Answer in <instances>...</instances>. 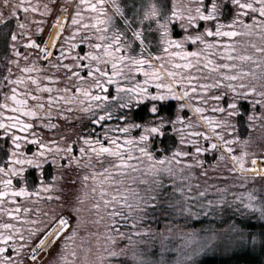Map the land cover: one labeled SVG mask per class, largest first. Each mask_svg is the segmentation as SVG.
<instances>
[{
    "label": "trees",
    "instance_id": "trees-1",
    "mask_svg": "<svg viewBox=\"0 0 264 264\" xmlns=\"http://www.w3.org/2000/svg\"><path fill=\"white\" fill-rule=\"evenodd\" d=\"M241 2H252L256 8L259 7L258 0H241ZM238 10L237 7L231 5L230 0H221V15L218 19L221 24L225 25L221 31L235 30L238 35L235 37L205 35L203 39L211 44V47L208 48H205L203 43L193 42L192 51L201 53L199 57H191L193 67L190 69L174 67L175 69L172 71L178 73L177 78L185 82L176 85L173 77L170 76L176 89L184 94V98L179 100L181 98L177 94L179 92L172 89L176 93L175 99H169L159 108L158 117L167 116L168 118L165 120L175 121V123L164 125L162 131L166 130V133L163 136L153 135L146 143L134 142L135 148L130 154L136 159L128 162L136 167V171L129 170L124 174L125 182L123 185H106L110 192L115 189L129 188L133 191L139 189L141 195L149 194V190L152 194L155 188H173L169 186V173L162 172L160 177L150 175L151 170L148 165L152 164L153 161L136 149L147 148L156 160H159L161 156H167L171 159L175 149L188 153L186 156L177 155L170 165L162 166L170 167L175 173L174 176L170 177L171 181H174V186L184 188L186 195H192V197L197 195L195 191L205 193L202 199L198 198L194 201L196 204H204L207 200L216 201L221 196L224 197L225 201L223 205L214 204L211 209L195 210L196 214L205 213L212 216L207 220L203 217L192 222L193 226L202 227L198 231L195 245L199 244L198 247L204 249L198 251V254L204 253V255L198 257L196 264H264V219L261 218L259 212L247 211L241 207L239 202L235 201V196L245 192H252L254 195L264 198V177L245 173L248 171L253 158L264 156V25L257 28L255 22L251 20L253 15L257 17V20H264V17H261L256 11L245 10L248 12V16H241V20L252 26L246 28L244 23L240 21L232 25L231 20ZM199 22V28L193 29V35L201 30L202 25ZM209 27L215 32L214 24L209 23ZM174 36H178V34ZM217 40L226 43L217 45L215 43ZM225 48L232 50L225 51ZM228 57L232 58L228 59ZM241 57L248 58L240 59ZM172 60L170 64H172ZM209 60H211V65L205 67ZM183 64L184 61L180 65ZM225 64H232L234 67L225 68L223 67ZM215 65H221V67L215 68ZM66 72L67 75L63 78L60 77L59 81L44 80L42 83L49 84L53 88V92L50 94L54 97L63 96L66 99H72L76 87L88 88L93 83L92 79L87 77L85 70L80 72V75L85 77L84 81H80L72 77V73ZM221 73L224 75L222 76ZM55 74L60 73L55 72ZM230 76H236L237 79H228ZM189 77L193 78L191 83H187ZM219 80H222L223 83L211 87ZM228 84L236 87L235 93L227 87ZM241 84L245 86L239 87ZM203 85L209 86L207 91L201 90ZM66 87L70 88L71 92L65 93L63 89ZM249 87H254L255 92H248ZM189 89H195V91H189ZM185 92L188 94L185 95ZM33 94L36 95L37 93L34 92ZM39 94L49 95L46 91ZM77 95L83 99L82 94ZM197 96L200 99H197ZM215 97H219V99L217 100ZM233 102L236 107L230 108L229 104ZM34 103L35 101H29L30 106ZM180 104H184L186 107L180 108ZM84 106L78 102L75 104L60 102L58 107L52 106V115L46 116L43 115L49 107L46 104L45 109L41 110L39 118L24 117L26 122L36 123V127L27 133L20 129L13 130L21 136L28 135L29 137L28 143L18 141L22 144L21 152L28 151L31 153L38 148L37 144L30 143L33 133L36 134L41 143L47 144L48 148L51 149L48 157L44 158L46 163L42 165L44 173L42 179L45 185L50 183L53 188L49 190L51 196L30 193L29 184L34 185L41 182V169L34 165H27L25 166V173L31 180L29 183V180L26 179L29 194L21 196L17 193L12 198H0L3 199V204L7 206L6 210L19 209L18 215L24 217L23 220H20L17 217H8L7 211L0 212V225L12 223L20 228L19 232H15L0 227V233L12 235L16 239V241L9 240L4 243L0 241V247H5V252L0 253V261L10 258L6 264H28L26 258L30 246L38 240L37 236L42 234L43 226L50 223L53 215L67 216L70 228L76 229V235L72 238V243L69 244L68 248L76 247L83 250L94 247L96 248L95 253L99 255L102 249L108 246L104 244L106 238L115 235V227L110 223L112 218L108 215L112 211L111 207L105 208L103 202L94 194H89L87 198H84L85 193H89L92 187L99 188V185L89 179L85 186L83 177L85 175L91 176L94 172L99 174L101 168H109V165L117 162L116 158L106 156L102 163L101 159L94 153H89L88 146H85L80 139V137L89 135L94 139L104 140L101 135L102 127L94 124L95 116H90L82 111ZM197 107L204 109V111H197ZM221 108L223 111H220ZM5 111L8 112L9 116L18 115L11 110ZM60 112H63L64 115H58ZM124 114L123 110H119V112L113 113L111 121H105V123L114 126L109 135L138 137L140 131L136 129H131L127 133L115 131V127H123V123L115 117ZM128 115L137 121L141 118L143 120L156 119L149 115L147 108L144 107H141L139 112L129 110ZM178 116L184 119L180 121L177 119ZM205 117L209 119H205ZM1 119L6 118L2 117ZM39 120H42L43 124H52L56 127L45 128L39 124ZM127 122L131 123L132 120ZM157 122H159L158 119ZM212 124H216L217 127L213 128ZM205 133L207 137H205ZM6 138L9 150L14 148L11 142V134ZM189 140L194 141V143H187ZM49 141H54L55 145L59 146L60 151L57 152ZM225 141L228 143L225 144ZM69 144L73 146L70 153L65 151ZM210 144H215L216 147L209 148ZM81 147H85V153L79 151ZM198 147L206 149V151L197 153L195 149ZM228 148H231L232 151L229 152ZM242 153L245 154L243 168L238 160L233 159L234 156H240ZM124 154L127 156L129 153L125 152ZM52 158H55V164L52 163ZM89 161H91L90 164ZM15 166L20 167V165ZM158 167L161 166L158 165ZM250 171L257 174L264 173V158H255V164L252 162ZM109 172L117 181L122 179L121 174L114 172L111 168H109ZM52 176H56V180L53 181ZM128 178L133 179L134 183H128ZM157 179L163 181L162 186H157ZM143 181H147V183H143ZM189 189L190 191H188ZM214 194L217 195L214 196ZM97 202L101 203L99 209L92 207ZM129 202L132 203V201ZM24 208H27L28 212H24ZM116 210L125 216L128 215L126 209H121L119 206ZM182 213L176 210L175 214L178 216ZM228 218L236 220L235 235L229 238L220 236V239L224 238L220 243L222 245L214 244L216 237L212 231L215 233L221 222ZM115 219L120 231L132 233L139 232L140 228L147 222L145 218L141 222L139 217L134 215L131 219L136 220L137 227L133 229L119 216ZM182 223H185V220ZM70 235L68 229L63 237ZM21 236L26 239L25 243L23 242L25 244L23 250H19L22 244ZM59 243L64 244L65 240L60 239ZM63 244L59 246L58 253L66 251L62 247Z\"/></svg>",
    "mask_w": 264,
    "mask_h": 264
},
{
    "label": "snow or ice",
    "instance_id": "snow-or-ice-1",
    "mask_svg": "<svg viewBox=\"0 0 264 264\" xmlns=\"http://www.w3.org/2000/svg\"><path fill=\"white\" fill-rule=\"evenodd\" d=\"M2 3L6 9H8V15L4 14V11L0 10V23L9 21L10 17L18 16L20 10L25 12L32 10L35 12L37 9L34 8L31 4H28L25 7L24 3L13 4L9 6V0H2ZM231 5L237 7L239 10L235 12L231 24L235 25L237 21L244 23L246 28H250L252 25L241 20V16L247 17L248 12L245 10H252L259 13L261 17H264V0H258L259 7L256 8L252 2H241V0H230ZM47 8V5H45ZM81 8H84L88 11V16L86 17L84 12L80 11ZM132 15L127 16L125 14V5L120 3L119 0H111V9L109 11L108 0H78L76 4V11L72 13V25L74 27L75 33H81L86 31L88 34L82 36L80 43L87 44L88 51L84 52L83 59L87 60V64H77L76 67L85 70L87 72V77L91 78L93 83L90 87H76L75 92L73 93L72 99H66L63 96L54 97L50 93L53 92V88L49 84H41L40 80L36 76H18L14 83L16 85H24L25 91L20 93L17 89L12 88L9 92L4 94L3 102H0V108L4 110H11L18 115L9 116L7 111L0 112V116L5 117L6 119H0V135L7 137L11 134L12 144L14 148L10 149L6 154V163L7 168L3 163H0V172L5 173L8 176V179L0 180V184L4 186V190L0 191V198L14 197L17 193L24 196L28 195L27 182L23 176L26 171L25 166L34 165L36 168H40L41 182L38 185L40 189L49 191L53 188L52 184L45 185L43 183V169L42 165L46 163L45 157H48L51 149L48 148V145L41 143L37 138L36 134H32V140L30 143L38 145V148L29 153L28 151L21 152L22 144L18 141H23L25 143L29 142L28 135L21 136L18 133H15L14 129H20L22 132H29L30 129L36 127V123L26 122L24 117H33L39 118L41 116V110L45 109L47 104L48 110L43 113V115L51 116L52 115V106L58 107L60 102L64 103H79L85 105L82 108L83 112L88 113L90 116H95L94 124L102 127L103 131L101 135L104 137V140L100 138H93L92 136L86 135L80 137L85 146H88L89 153H94L97 157L101 159L103 163V158L114 157L116 158V164L109 165L114 172L120 173L122 179L117 181L112 177L109 172V168H101L100 173L96 174L95 172L91 175H85L83 180L86 182L91 179L99 185V188L92 187L89 190V193L84 194V198H87L89 194H94L98 196L99 200L103 202L105 208L111 207L112 211L108 215L112 218L110 223L115 227V235L123 239L127 236L129 241L128 245H125V248L119 249L116 246V240L110 235L104 241L105 245L96 261V264H105V260L109 261L111 264L112 261H117L123 259L125 264H193V257L196 253L191 255H181L182 248L177 247L174 250L175 258L166 259L168 255L167 249L164 245L160 248L159 260L157 261L155 257L148 259L142 252L137 253L132 251L130 254L128 248L133 245V236L141 235V232L125 233L119 230L118 222L115 217L119 216L123 221H125L130 227L135 229L137 227V222L131 217L138 216L139 220L142 222L144 220V213L149 208H158L160 207V201L158 196L151 194L141 195L139 189L135 191L129 188H123V190L115 189L109 191V188L106 185L120 184L123 185L125 182L124 174L129 170L132 172L136 171V167L132 164H129L128 161L136 159L130 153L135 148V143H146L149 141V138L153 135L163 136L164 132L162 128L167 123H175V121L165 120L163 117H158L160 102L165 101L169 96H175L176 93L172 90L173 83H160L159 81L163 77V72L159 68L153 66V59L149 58L146 55L147 49L153 45V40L149 39V36H153L155 44L158 46L159 51L167 54L169 57H181L185 59L183 65L174 64V67L180 68H192L193 63L190 57H199V51H186L184 49L185 42H199L203 43L205 48L211 47V44L204 40L205 35L217 37L227 36L235 37L238 33L235 30L222 32L221 29L225 25L220 23L218 17L221 15V4L218 3V0H198V2L193 3L192 0H140L139 3L136 0H133L131 5ZM194 10V14H193ZM61 11H66V9L61 6ZM117 18L123 20V29L116 26ZM67 19V16H65ZM251 20L255 22V27L259 28L264 25V20H257V17L253 15ZM81 21H84L81 24ZM198 21L207 22L214 24L215 32L211 27L205 26L202 32H197V34H189L193 30V25H196ZM54 24H59L60 28L52 36V46L55 47L56 43L60 37L61 32L64 30L63 22L60 20V17H56ZM138 25V26H137ZM20 28H23V24L18 25ZM174 27L178 28L183 35L174 36L173 30ZM40 31V29H37ZM23 35L28 36L29 33L24 32ZM18 37V33L13 31L11 32V39L15 41ZM73 39L75 37H72ZM94 41V42H93ZM217 45H221L223 42L221 40L215 41ZM27 45H32L37 48L40 47L34 39H28L26 41ZM15 50V45H12ZM177 49V51H171L172 48ZM138 49V50H137ZM225 51H231L232 49H224ZM42 51L49 52V48L45 46ZM69 51V49H65ZM16 55L20 56L21 53L16 51ZM232 57H228L231 59ZM248 57H241L240 59H247ZM27 59V57H25ZM77 60L80 59L79 56L76 57ZM154 59L161 61V64H164V60L161 55L157 54L154 56ZM11 63V62H9ZM145 65L151 67V73L145 69ZM211 65V60L208 61V64L205 67ZM66 69H71L74 67L72 64L64 65ZM215 68L221 67V65H215ZM225 68H232L234 65L225 64ZM11 68H9V72ZM22 71L28 73L30 71H39L34 67L25 66ZM142 73L145 76V79L142 81H136V75ZM168 75L173 77V81L176 85H181L185 81L177 78L178 73L169 71ZM223 76L224 73H221ZM72 77L77 78L80 81H84L85 77L80 75L79 72H72ZM48 81H59V76H46ZM192 77H189L187 83H191ZM228 79L235 80L236 76H230ZM133 81H136L134 84ZM31 82L36 87L35 89H29L28 83ZM155 84L157 91H150L148 88L149 84ZM223 83L222 80L216 81V84L211 85V87H216L217 84ZM115 86L114 94L110 90L111 86ZM245 85L241 84L239 87L243 88ZM2 87V86H0ZM208 85H203L201 90L207 91ZM234 93L236 92V87L232 84L227 85ZM160 89H167V91H160ZM49 93V95H40L39 93L43 92ZM59 91V90H57ZM65 93L71 92L70 88H64ZM189 91H195V89H189ZM37 93L34 95L33 93ZM248 92H255L254 87H249ZM82 94L83 99L79 95ZM188 93L185 92V95ZM200 99L199 96L196 97ZM11 100L13 103H9L8 100ZM219 99V97H215ZM35 101L31 106L29 101ZM55 102V103H54ZM135 106V107H134ZM147 108L148 114L156 118L153 120H133L130 115H128L129 110L134 112H139L140 108ZM180 108L186 107L184 104L179 105ZM230 108H235L236 104L230 103ZM117 110H123L124 115H117L115 118L123 123V127H115V131L120 133H127L131 129H136L140 131L138 137H115L110 136L109 133L113 130V125L105 123V121H111L113 119V113ZM197 111L203 112L204 109L197 107ZM71 111V109H69ZM220 111H223L221 108ZM234 114V113H231ZM58 115L63 116L64 113L60 112ZM251 119V117H249ZM157 119L159 122H157ZM178 120L182 121L184 118L178 116ZM205 119H209L205 117ZM132 120L131 123L127 121ZM39 124H42L45 128H53L56 125L52 124H43L42 120H39ZM212 127H217L216 124H212ZM175 131V129H173ZM207 137V134H204ZM219 135V133H217ZM63 139V137H61ZM107 141L106 143L104 141ZM135 142V143H134ZM183 142V141H182ZM56 148V151L59 152V146L55 145L54 141H49ZM191 144L194 141H187ZM228 141H225L227 144ZM72 144L67 146L65 149L66 152L70 153L72 151ZM215 144H210L209 148H215ZM138 150L142 155L147 157L149 160L153 161L152 164L148 165V168L151 170L150 175L155 177H160L162 172L169 173V186L173 187L174 194L179 195V199L175 201L171 207L177 211L183 213H188L190 215L196 214L195 210L200 209L203 211L205 208L211 209L214 204L223 205L224 197L221 196L218 200H207L204 204H195L196 199H202L205 195L203 192H198L195 197L184 195V188H177L174 186V181H171L170 177L174 176L175 173L172 172L170 167H162L165 164H171L175 160L177 155L186 156L188 153L181 152L179 149L173 151L171 159L167 156H161L159 160H156L151 152L145 147H140ZM81 153H85V147L79 149ZM197 153L201 151H206V149L196 148ZM228 151L231 152L232 149L228 148ZM125 152L129 154L125 156ZM244 153L240 156H234L233 159L240 162L241 167L244 166ZM52 163L55 164V158H52ZM77 163L79 161L77 160ZM91 161H89V164ZM139 163V161H138ZM255 164V159L253 160ZM15 165H20L16 167ZM161 166V167H158ZM235 170V169H233ZM19 176L22 183L19 188L13 187L12 176ZM103 177L102 179L100 177ZM52 180H56V176H52ZM128 183H134V180L131 178L127 179ZM147 183V181H143ZM157 186H162L163 181L160 179L156 180ZM190 191V189L188 190ZM39 195V192L36 193ZM52 199V197H49ZM245 200L247 201L245 203ZM129 201H132L130 203ZM235 201L239 202L241 207L252 213L259 212L262 219H264V198L254 195L252 192H245L241 195L235 196ZM0 203H3V199H0ZM121 209H126L128 215H123L122 212L117 211V207ZM93 208L99 209L101 203L97 202L92 205ZM0 211H7L8 217H17V219L23 220L24 217L18 215L19 209L15 210H6L0 208ZM24 212H28L27 208L23 209ZM35 223V222H33ZM4 229H11L15 232H19L20 228L12 223H4L0 225ZM66 229H69L71 235L67 237H62V233ZM142 233L147 234L149 229H142ZM76 235V229L70 228L69 220L64 215H53L51 217L50 223L44 225L42 229V234L37 236L39 244L32 248L33 260L36 259L35 253L38 251L44 250L50 244L55 243L58 238L64 239L65 243L62 247L68 248L69 244L72 243V238ZM15 237L12 235H4L0 233V241L7 242L13 240ZM23 239V237H20ZM167 239V238H165ZM255 239V238H253ZM184 245V241L181 242ZM187 247L188 245H184ZM204 249L201 248L200 251ZM5 252V247H0V253ZM15 255V252L13 253ZM77 253L75 251H70L61 257V264H70L68 257H75ZM10 258H6L5 261H0V264H6Z\"/></svg>",
    "mask_w": 264,
    "mask_h": 264
},
{
    "label": "flooded vegetation",
    "instance_id": "flooded-vegetation-1",
    "mask_svg": "<svg viewBox=\"0 0 264 264\" xmlns=\"http://www.w3.org/2000/svg\"><path fill=\"white\" fill-rule=\"evenodd\" d=\"M92 2H95V0H92ZM193 3L198 2V0H192ZM24 3L25 7H27L28 4H31L34 8L37 10L33 12L32 10H29L27 12L20 10L18 16L16 17H10L9 21H5L4 23H0V32L8 25L12 29L11 32L15 31L18 33V37L15 41L11 39L10 34V60L9 67H8V75L6 77L7 83L4 86V94L6 92H9L10 89L15 88L20 93H23L25 91L24 85H16L14 83H10L11 81H15V79L18 76H36L41 84L43 81H47L45 79L46 76L49 75H57L61 78H63L65 75H67L68 71L69 73L72 72H81L82 69L76 67L75 65L81 64L84 62V64H87L88 61L83 59L84 52L88 51L87 44H81L80 40L82 36L87 35L88 33L86 31H82L81 33H75L74 27H77L79 25H72V13H74L76 9V4L78 3V0H9V6L13 4H19ZM45 5H47V8H45ZM61 6H63L66 11H61ZM108 7L109 11L112 12L111 9V0H108ZM0 10L4 11L5 15H8V9H6L2 3V0H0ZM80 11L84 12L85 16H88V11L84 8H81ZM194 14V10H193ZM60 17V20L63 21L64 30L61 32L60 37L56 43V46H47L49 48V52H44L42 49L47 45V40L50 37L49 33L52 32L54 25V21L56 17ZM65 16H67V19H65ZM119 18H117L118 20ZM122 21V19H119ZM118 20V21H119ZM84 21H81V24H83ZM23 24L24 27L20 28L18 25ZM201 24V30L199 32H202L204 27H209V23L207 22H199ZM195 26V27H194ZM193 29H198L199 25L198 22L196 25L192 26ZM37 29H40V31H37ZM24 32L29 33L28 36L23 35ZM178 34V36L183 35L182 32L178 30V28L174 27L173 35ZM193 35V30L189 33ZM72 37H75L74 39ZM28 39H34L37 44L40 45L39 48L27 45L26 41ZM94 42V41H93ZM15 45V50L13 49L12 45ZM196 48V45L194 46ZM193 48V42H185L184 49L186 51H192ZM65 49H69V51H65ZM171 51H177L174 47L170 49ZM16 51H19L21 53L20 56L16 55ZM160 53V52H159ZM158 53V54H159ZM147 55V54H146ZM160 55V54H159ZM79 56L80 59L77 60L76 57ZM163 56L164 64H161V61L155 59L153 60V66L156 68H159L161 72H163V77L159 81L160 83H173L170 79V76L168 75L169 71H173L174 64H181L182 61L184 63L186 62L185 59H182L181 57H169L167 54L161 55ZM27 57V59H25ZM173 59V60H172ZM192 61L191 57L188 58ZM172 60V64L171 63ZM176 60V61H174ZM72 64L74 65L71 69H66L64 65ZM25 66L34 67L36 69H39V71H30L28 73H24L22 69ZM146 70H150L149 73H151V67L145 65L144 66ZM9 68H11V71L9 72ZM73 70V71H71ZM55 72H58L60 74H55ZM141 75V74H139ZM140 80L136 81H142L145 79L144 77H139ZM63 81V79H62ZM133 81V84L136 82ZM28 83L29 89H35V85L31 82ZM148 88L150 91H157L156 85L149 84ZM113 89V86H111V91ZM173 89L176 91V86L173 83ZM160 91H167V89H160ZM178 91V90H177ZM175 96H169L165 101L160 102L158 107L160 108V105L166 103L169 99H175ZM4 100V97H3ZM2 100V102H3ZM9 103H13L10 99L8 100ZM5 110L3 108H0V112H4ZM13 112V111H12ZM15 114H13L14 116ZM164 119L168 118L167 116L161 115ZM2 116H0V119ZM4 118V117H3ZM3 130H0L2 132ZM0 139L2 141H6V137L0 135ZM9 152V148L7 150ZM5 168H7L6 158H5ZM25 180L28 179L29 183H31V180L28 178V174H23ZM9 177L5 175V173L0 172V180L8 179ZM19 179V180H18ZM13 181V187L19 188L21 186V179L19 176H12ZM38 184V183H37ZM37 184H29L28 187L30 190V193L36 194L37 191L32 190L34 186ZM0 189L2 191L4 190V186L0 184ZM39 195H47L51 196L49 191H38ZM37 195V194H36ZM0 208L6 209L7 206H5L3 203H0ZM1 212V211H0ZM1 220V217H0ZM16 241V239H13ZM20 241H22V244L20 245L19 250H23L25 246L26 239L23 237V239L20 238ZM38 241V240H37ZM3 242V241H2ZM24 242V243H23ZM4 243V242H3ZM35 243V242H34ZM33 243V244H34ZM32 244V245H33ZM31 245V246H32ZM30 246V247H31ZM30 249V248H29Z\"/></svg>",
    "mask_w": 264,
    "mask_h": 264
},
{
    "label": "rangeland",
    "instance_id": "rangeland-1",
    "mask_svg": "<svg viewBox=\"0 0 264 264\" xmlns=\"http://www.w3.org/2000/svg\"><path fill=\"white\" fill-rule=\"evenodd\" d=\"M120 3L125 5V14L127 16L132 15V8L131 5L133 3V0H119ZM137 3L140 2V0H136ZM218 3L221 4V0H218ZM228 10V9H227ZM119 20V19H118ZM116 21V26L121 27L123 29V20ZM55 25V24H54ZM138 26V25H137ZM12 25L6 26L1 32H0V102H2L4 97V86L7 83L6 77L8 75V67H9V60H10V34H11ZM149 39L153 40V45L147 49V56L149 58L154 59V56L157 55L160 51L158 46L155 44V40L153 36H149ZM138 50V49H137ZM160 55H163L164 53L160 52ZM163 57V56H162ZM158 60V59H157ZM160 61V60H159ZM154 64V63H153ZM148 72L150 70H147ZM141 74V75H139ZM135 74L136 79L140 80L139 77H144L142 73ZM133 83V82H132ZM115 86L113 85L112 92L114 94ZM177 93L180 97L179 100L184 98V94L181 91H178ZM121 111V110H120ZM193 111V110H192ZM119 112L117 110L114 113ZM166 117V116H165ZM140 133V132H139ZM166 133V130H164V134ZM173 133V132H172ZM7 141H2L0 139V163H3L5 165V158L6 154L8 153L9 145L7 144ZM255 158H264V156H259ZM251 161V165L253 160ZM251 165L248 168V171L245 173L253 176H261L264 177V173H253L250 171ZM39 184L31 188L32 190L38 191H44L43 189H40L38 187ZM202 192V191H199ZM195 193H198L195 191ZM152 194H155L158 196V199L160 201V207L158 208H149L143 215L145 219H147V222L144 226H142L139 230L141 232V235L133 236V245L128 248L129 254L132 251H136L138 254L143 253L148 259H152L153 257L156 258V260H159V253L160 248L162 245H164L167 249L168 255L166 256V259H174L175 253L174 250L177 247L182 248L181 255H191L192 253H196V255L193 257V264H196L198 262V257H203L201 255H204V253H199L201 248H199V244L196 246L195 242L197 240V234L198 231L202 227H195L193 226L192 222L205 217L206 220L212 216H209V214L205 213H199L190 215L188 213H182L181 215H176V210L171 207L175 203L176 200H178L180 197L177 194H174L173 188L170 189H162V188H155ZM184 195L186 193L184 192ZM217 194H214V196ZM192 197V195H189ZM219 197V195H218ZM196 204V202H195ZM65 216V215H64ZM67 217V216H66ZM68 218V217H67ZM69 220V218H68ZM185 220V223H182V221ZM149 229V232L147 234L142 233V229ZM62 233V237L65 235L66 231ZM122 231V230H121ZM216 232L214 233L212 231V234L216 237V242L214 244L222 245L221 241L224 240V238L220 239V236L229 238L233 237L236 232V220L232 218H228L224 220V222H221V225L219 228H216ZM125 233H132L130 231H123ZM115 234V233H114ZM113 238L116 240V246L119 249L125 248V245L129 244V241L127 239V236H125L123 239L120 237H117L116 235L113 236ZM167 238V239H165ZM61 238H58L55 243L50 244L48 247L44 248V250L41 251L39 256L35 260H31L28 255L26 258V261L28 264H61V257L64 256L66 253L70 251H75L77 255L75 257H68V261L70 264H96V261L100 255H97L95 253L96 248L92 249H83L79 250L76 247L72 248L69 247L66 249V251H62L61 253H58V250L60 249V245L63 243H59ZM182 241H184V245H188L185 247L182 245ZM64 245V244H63ZM197 248H196V247ZM108 247V246H107ZM198 255V256H197ZM105 264H109V261L105 260ZM111 264H125L124 260H117L112 261Z\"/></svg>",
    "mask_w": 264,
    "mask_h": 264
},
{
    "label": "bare ground",
    "instance_id": "bare-ground-1",
    "mask_svg": "<svg viewBox=\"0 0 264 264\" xmlns=\"http://www.w3.org/2000/svg\"><path fill=\"white\" fill-rule=\"evenodd\" d=\"M63 22V21H62ZM60 25L59 24H55V26L53 27V30L51 32L52 36L55 35V33L59 30ZM52 36H50L47 40V45L46 46H52Z\"/></svg>",
    "mask_w": 264,
    "mask_h": 264
},
{
    "label": "built area",
    "instance_id": "built-area-1",
    "mask_svg": "<svg viewBox=\"0 0 264 264\" xmlns=\"http://www.w3.org/2000/svg\"><path fill=\"white\" fill-rule=\"evenodd\" d=\"M38 244H39V240H38L35 244H33V245L31 246V248H30V251H29L28 257H29L31 260H33V255H34L33 252H32V248H35ZM40 253H41V251H38V252L35 253L36 258L39 256Z\"/></svg>",
    "mask_w": 264,
    "mask_h": 264
}]
</instances>
